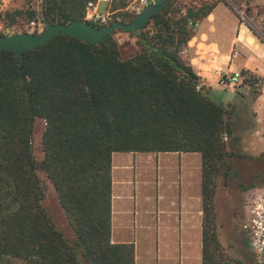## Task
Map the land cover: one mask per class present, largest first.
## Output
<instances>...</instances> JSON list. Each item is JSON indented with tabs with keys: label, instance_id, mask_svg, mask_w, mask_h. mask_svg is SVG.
Instances as JSON below:
<instances>
[{
	"label": "trees",
	"instance_id": "16d2710c",
	"mask_svg": "<svg viewBox=\"0 0 264 264\" xmlns=\"http://www.w3.org/2000/svg\"><path fill=\"white\" fill-rule=\"evenodd\" d=\"M98 1L43 0L39 12H7L0 23L67 25L85 20ZM150 1L166 6L144 30L129 32L140 46L129 58L115 32L99 44L55 36L26 51L22 66L14 52L0 53V264H136L135 245L111 239L112 155L167 152L202 156L203 264H243L222 253L216 224L218 180L227 186L246 158L237 151L233 106L216 101L180 56L193 25L218 3L182 12L177 0ZM130 2L112 0L113 18L133 22L137 15L124 12ZM242 76L258 96L264 79ZM37 120L45 123L41 162L33 153ZM40 172L55 188L74 241L43 207Z\"/></svg>",
	"mask_w": 264,
	"mask_h": 264
},
{
	"label": "crops",
	"instance_id": "0c3cea01",
	"mask_svg": "<svg viewBox=\"0 0 264 264\" xmlns=\"http://www.w3.org/2000/svg\"><path fill=\"white\" fill-rule=\"evenodd\" d=\"M198 24L180 56L212 95L231 91L218 83L223 74L264 79V43L229 6L218 3ZM254 106L257 141L264 139V83ZM202 168L200 153H114L112 242L134 244L136 264H203Z\"/></svg>",
	"mask_w": 264,
	"mask_h": 264
},
{
	"label": "rangeland",
	"instance_id": "374dc122",
	"mask_svg": "<svg viewBox=\"0 0 264 264\" xmlns=\"http://www.w3.org/2000/svg\"><path fill=\"white\" fill-rule=\"evenodd\" d=\"M43 0H0V14L17 10L40 11ZM224 3L229 6L240 21L253 31L258 39L264 43V0H177L176 9L185 12L188 8H199L206 4ZM112 0L108 3H100L98 11L100 14L110 12ZM141 6V0H131L130 5L124 12L138 14L137 8ZM86 19V18H85ZM44 24L40 19L29 22L26 19H17L12 23L9 19L0 23V32L5 36L31 33H41ZM196 30V29H195ZM114 38L117 40L122 58L126 59L138 51L140 46L135 36L129 32L116 31ZM244 79V78H243ZM242 82L236 86V91H221L213 95V98L227 105L233 104V115L231 118L235 135L240 138L237 151L246 157L235 163V173L229 179L228 185L223 179L218 180L217 195L215 198L216 224L221 244L222 253L235 261L243 264H264V231L263 226L251 207L258 202L264 206V139H251V132L256 128V115L254 113L255 90L243 86ZM238 96V97H237ZM264 114V111H263ZM264 119V115L262 117ZM260 118V123H261ZM45 129L43 120H37L33 134V153L38 162L43 160L42 136ZM183 172L184 162L181 161ZM258 175V176H257ZM41 182L45 188V199L42 204L48 212L57 228L71 241L75 235L68 223L66 214L61 207L57 193L50 180L43 172L39 173ZM257 219V220H255ZM255 220V222H254ZM249 242V246L245 245Z\"/></svg>",
	"mask_w": 264,
	"mask_h": 264
},
{
	"label": "water",
	"instance_id": "95a60500",
	"mask_svg": "<svg viewBox=\"0 0 264 264\" xmlns=\"http://www.w3.org/2000/svg\"><path fill=\"white\" fill-rule=\"evenodd\" d=\"M166 2L147 4L131 23L120 21L113 22L104 27H97L87 20L73 21L67 25H52L46 23L44 30L38 34L21 33L0 37V53L14 52L19 60V66L23 65L24 53L37 47L48 44L55 36L67 35L83 40L89 44H99L116 31L139 32L144 30L151 22L153 16L164 10Z\"/></svg>",
	"mask_w": 264,
	"mask_h": 264
},
{
	"label": "built area",
	"instance_id": "2783aa9c",
	"mask_svg": "<svg viewBox=\"0 0 264 264\" xmlns=\"http://www.w3.org/2000/svg\"><path fill=\"white\" fill-rule=\"evenodd\" d=\"M109 0H99L97 3L93 4L90 3L87 8V14H86V19L88 22L97 24V25H109L111 22H116L120 21V18H113V14L110 12L107 14H100L98 11V7L100 3H108ZM153 1L150 0H141V6L137 8V13H140L142 9L149 3ZM199 24H194L193 27L194 29H197ZM243 76L241 73H234V74H223L219 78V85L223 88H233L238 86L242 82ZM255 205L250 206L251 207V212L252 214H255L257 219L260 220L261 224L264 225V206L260 205L258 202H254ZM255 219V220H257ZM254 220V222H255ZM263 231H264V226H263ZM260 251L263 252L264 248H260Z\"/></svg>",
	"mask_w": 264,
	"mask_h": 264
}]
</instances>
